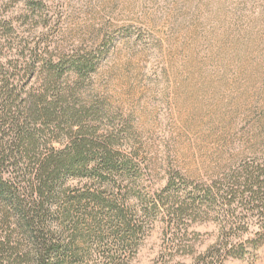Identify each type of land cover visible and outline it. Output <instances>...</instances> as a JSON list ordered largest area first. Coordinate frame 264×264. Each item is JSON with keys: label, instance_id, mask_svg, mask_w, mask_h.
<instances>
[{"label": "rangeland", "instance_id": "obj_1", "mask_svg": "<svg viewBox=\"0 0 264 264\" xmlns=\"http://www.w3.org/2000/svg\"><path fill=\"white\" fill-rule=\"evenodd\" d=\"M77 61L81 74L68 66ZM48 62L66 65L62 80L124 163L101 191L137 227L119 246L108 226L100 237L84 230L76 264H195L223 228L245 246L224 264H264V244H246L264 229L252 205L201 207L178 221L170 198L264 168V0H0L2 72L20 77L32 65L23 83L37 88Z\"/></svg>", "mask_w": 264, "mask_h": 264}, {"label": "trees", "instance_id": "obj_2", "mask_svg": "<svg viewBox=\"0 0 264 264\" xmlns=\"http://www.w3.org/2000/svg\"><path fill=\"white\" fill-rule=\"evenodd\" d=\"M31 66L25 65L20 77L0 69V264H76L81 257L77 241L84 230L90 238L95 228L100 237L108 226L106 233L117 246L137 234L123 207L101 191L109 174L124 163L111 150L110 138L97 136L89 120L91 109L80 104L76 85L62 80L66 65H43L41 85L27 89L23 78L33 73ZM68 66L81 74L87 64ZM54 143L62 148L55 150ZM67 179H88L90 187L70 190ZM170 198L176 203L171 215L178 221L188 211L199 216L201 207L239 200L252 205L264 222V168L246 165L226 189L219 182L195 187L182 202L176 195ZM235 234L221 229L219 240L195 264L242 259L245 246L230 239ZM246 244L263 245L264 229Z\"/></svg>", "mask_w": 264, "mask_h": 264}]
</instances>
